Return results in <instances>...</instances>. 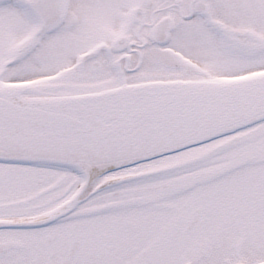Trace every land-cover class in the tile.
Wrapping results in <instances>:
<instances>
[{
    "label": "snow or ice",
    "instance_id": "1",
    "mask_svg": "<svg viewBox=\"0 0 264 264\" xmlns=\"http://www.w3.org/2000/svg\"><path fill=\"white\" fill-rule=\"evenodd\" d=\"M0 264H264V0H0Z\"/></svg>",
    "mask_w": 264,
    "mask_h": 264
}]
</instances>
